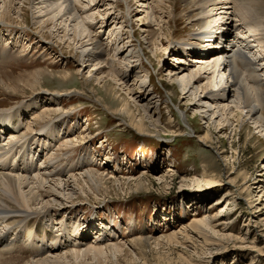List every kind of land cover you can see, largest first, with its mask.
<instances>
[{
  "label": "rangeland",
  "instance_id": "1",
  "mask_svg": "<svg viewBox=\"0 0 264 264\" xmlns=\"http://www.w3.org/2000/svg\"><path fill=\"white\" fill-rule=\"evenodd\" d=\"M9 1L0 0V13ZM91 1L101 6L102 15L88 7L82 16L92 15L94 22L88 28L104 48L108 46L109 54L85 65L78 60L87 47L69 39L78 22L74 15L65 32L59 21L55 28L49 23L42 26L47 17L35 1L13 0L10 20L0 22V113L37 104L35 111L22 116L21 133L30 127L36 135L27 136L26 149L39 156L33 157L38 169L24 176H40L44 164L55 167L57 174L45 184L53 192H58L57 179L72 183L73 177L80 184L85 173L103 176L96 193L80 185L85 191L72 195L69 215L53 208L60 213L50 217L53 233L65 224L72 244L81 250L91 245L121 247L120 253L107 252L99 261L80 258L75 264H264V125L257 128L229 102L223 104V117L220 113L212 120L203 117L210 103L203 98L197 101V88L213 89L220 74L208 60L215 50L207 56L185 50L184 44L198 33L199 27L191 24L194 14L184 0H163L159 6L158 0H86ZM233 10L232 31L252 46L253 54L261 55L257 67L263 74L264 41ZM114 17L118 20L108 21L107 26L99 24ZM218 42L213 39V46ZM200 58L205 59L202 65L193 63ZM181 60L186 64L177 63ZM98 62L104 66L99 71L94 70ZM173 68H179L181 76L191 70L208 71L201 82L191 83L185 97L183 86L167 75ZM40 71L44 75L30 86L34 73ZM50 95L58 101L50 103ZM124 106L123 116L119 109ZM43 108L60 109L51 117L63 122L57 130L59 143L37 133L45 121L33 118ZM6 117L4 122L10 124ZM238 117L244 121H237ZM140 124L143 132L135 126ZM8 129L5 135L0 133L4 146L16 143L9 140ZM64 142L66 148L61 146ZM225 193L230 196L224 200ZM216 214L226 227L212 222L203 234L193 228L197 220ZM72 228L83 229L84 237L81 231L72 233ZM139 238H149L148 246L132 245ZM23 245L18 243L13 252L3 254L2 264H30L40 257Z\"/></svg>",
  "mask_w": 264,
  "mask_h": 264
},
{
  "label": "bare ground",
  "instance_id": "2",
  "mask_svg": "<svg viewBox=\"0 0 264 264\" xmlns=\"http://www.w3.org/2000/svg\"><path fill=\"white\" fill-rule=\"evenodd\" d=\"M10 1L13 3V0ZM10 1L5 3L6 6L4 11L0 13V22L10 20ZM27 1H35L36 6L39 7L40 13L42 11L44 17H47V20L42 22V26H46L49 23L52 25V28H55L56 22L59 21L60 25H64V31L66 32V29L70 27V23L74 21L73 17H76L78 22L77 25L72 26L70 29L72 32V38L69 39L80 47H87L78 60L80 64L85 65V63H90L93 60H101L103 55L109 54L107 50L108 46L104 48L105 45L103 47V44H101L100 41H97L95 37L93 38L92 33L88 28V25L94 22L92 15L82 16L83 11L88 7L94 8L95 11L98 10V15L101 16V6L97 3H92L91 1L87 4L86 0ZM109 1L111 2L112 0ZM85 2L86 4H84ZM162 3L163 0H158L157 6ZM184 3L189 12L194 14L192 18V21L194 22L191 24L193 27L195 25L199 27L198 33L195 34V38H192L190 43L184 44V46H186L185 50L194 49L201 52L203 56H207L212 53L211 50H215L216 54L208 58V60H212L213 68L217 69L220 74L218 85H216L213 89L209 88V86H201L197 88V91L200 92L197 101L199 102L201 98H203L210 103V106H208L210 109L206 111V114L203 117L207 118L208 116L210 120H212L219 116L216 115L217 113H220L223 117L226 112L223 104L225 102H229L234 105V108L239 109L240 111L243 110L245 119L253 121L257 128L263 127L264 73L262 74V70L257 67V59L261 57V55L257 56L256 53L253 54L251 50L252 46H250L244 38L239 37L238 34L235 35L236 32L234 33L232 31L233 26H231V23L233 21L231 20L232 12L230 11L232 9H234L233 11L235 12L238 11L242 17L241 21L245 20L248 24L252 25V31L257 33L256 35L260 36L264 41V0H184ZM127 5H129V3H127ZM105 11L107 10L104 9V12ZM154 14H156V10L154 11ZM115 20H118V18H107L99 24L107 26L108 21L113 23ZM141 25L143 27L144 23ZM145 25V27L148 26L147 24ZM130 28L132 27L130 26ZM66 36L67 33L64 34V37ZM215 38L216 40H219V42L216 43L217 45L214 44L213 46L212 41ZM222 42H225V44L222 45ZM117 43L118 42L116 41V44ZM152 43L155 44V42ZM111 47L112 46H110V48ZM204 60L205 59L200 58L193 63L202 65ZM112 61L116 63V65L120 64L114 59H112ZM177 63L180 65L186 64L183 60ZM209 64L207 67H209ZM96 65L99 66L100 63L98 62ZM238 65H241L244 68L240 69ZM102 67L104 66L100 65L94 70L99 71ZM207 71L208 70L205 69L201 72V74L200 72L191 70L187 74H183V76H181L179 74L180 69L173 68L167 75L170 76V81H176L178 85L180 84L183 86L182 95L187 97L186 95L193 87V85L191 86V83L201 82V79H203L202 75L206 74ZM34 74V78L31 81L29 80L30 86L32 87L38 84L39 77L44 75V71L36 72ZM16 81L21 83L20 80ZM27 83L28 81L26 84ZM187 87L188 90L185 92ZM55 96L50 95L48 97V101H50V103H52V101L57 102L58 100L55 99ZM144 99H146V97ZM37 100L38 98L36 101ZM193 104L197 105L196 102H193ZM23 105L24 104H21L11 108L8 113L6 112L7 115L6 113H0V133L4 134L9 130L8 128H10V133L8 134L9 140L11 138L16 140V143H9L8 145L6 144V146H4L0 141V264L3 262L1 256L3 254L13 252L18 243L28 246L31 250L36 251L37 253H41L38 255V257H40L30 264H71V262L72 264H75V262L80 258L83 259L92 257L99 261L105 253L107 254V252L110 254L120 253L121 247L117 244H108L105 248L91 245L81 250L78 248L77 244V247L72 244V239L69 237L70 227L68 228L65 224L60 225L59 232L56 234H54L55 232L53 233L54 224L53 222L49 223L51 220L50 217L52 215L53 217L60 215L59 211L54 210L53 208L58 206V208L63 209L61 211H63L62 213H64V215H69V213L72 212L71 208L73 206V201L71 200L72 195L76 191H79L82 194L85 191L84 187H81L80 185L84 183L89 191L96 193L101 188L100 183L103 176L97 174L96 172L85 173L80 178V180L83 181H80V184L79 181L73 177L70 178V180L73 179L72 183L69 182V180L60 181L59 179H54V185L58 192H53V190L45 187V184L51 176H53V174H57L55 167H51V169L49 168V164H44L42 172H38L40 173V176L38 174H33L28 177L24 176L28 174L30 170L37 168L35 167V162H33V157L35 158L36 156L39 158V156H37V152V155L34 156L31 148L30 150L26 149L27 142H29V140H27L29 139L28 137L32 136L36 138V135L33 136L34 134H32L33 131L31 128H28L27 133H21L24 126V119H22V116H25L28 111H35V109H37V104H29L30 106L26 105L25 107H23ZM126 107L127 106H124L119 109V114L123 116L127 114ZM59 110L60 109L56 108H43V110L37 115L35 114L36 116L33 118V121L35 122L44 123L45 121L41 128L37 130V133L45 136L46 138H51V141H55V143H59L61 140L59 139V133L57 130L61 127L63 122L62 119L51 120V117L57 115ZM208 113L210 114L207 115ZM4 117L7 118V121H9L10 124L4 122ZM237 121L244 120L241 117H238ZM135 126L139 131L143 132V125L140 124ZM221 130H223V128L219 131ZM64 138L65 137L62 136V139ZM67 144L65 143L61 146L66 148ZM31 154L33 156H31ZM47 157L49 161L54 160L55 162H53L55 164L58 162L54 157ZM86 163H88V161H86ZM66 172L67 171H65V173ZM37 176L39 177L37 178ZM34 181V186H30ZM24 188H28L29 190L24 192ZM229 196V193H225L224 200ZM67 203H69V206H67ZM219 203H221V201L217 202L215 205H218ZM62 220L63 219H61V221ZM75 221L78 222L77 220ZM212 222H220V225L226 227V223L222 222V219H220L218 214H216L212 218L197 220L195 225H193V228L195 229L196 227L197 231H199L200 234H203L208 231L207 228L211 226ZM82 227L83 229H89L90 226L84 225ZM72 229L73 232H71L76 233V235H78L80 231L81 234L84 232L83 229ZM80 236L84 237L83 234ZM75 241L76 240H74V242ZM148 242L149 238H139L135 239L132 242V245L142 249V247L148 246ZM73 247L76 248L73 249ZM62 249L67 251L64 252ZM45 255L48 256L44 257Z\"/></svg>",
  "mask_w": 264,
  "mask_h": 264
}]
</instances>
